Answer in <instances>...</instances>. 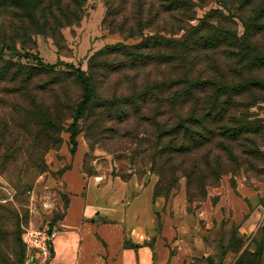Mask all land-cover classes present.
Wrapping results in <instances>:
<instances>
[{
    "label": "rangeland",
    "instance_id": "obj_1",
    "mask_svg": "<svg viewBox=\"0 0 264 264\" xmlns=\"http://www.w3.org/2000/svg\"><path fill=\"white\" fill-rule=\"evenodd\" d=\"M170 1L88 0L82 19L55 34L33 27L27 34L17 32L19 17L0 8V70L3 64H13L7 79L0 81V235L9 231L8 240L0 243V264L18 262L22 248L23 264L50 260L51 254L32 247L28 255L27 233L57 227L70 199L67 186L76 190L82 178L96 176L99 184L108 176L137 179L155 188L159 177L152 166L160 148L159 127L169 129L178 114L196 107L194 101L185 110L176 103L178 82L264 80V65L245 67L242 45L229 46V41L187 55L168 49L169 61L141 66L123 55L102 53L92 67V57L109 45H135L151 35L181 39L212 11L217 12L208 19L210 25L231 30L241 39L243 19L254 13L253 7L242 10L241 0H188L187 6L175 9H170ZM252 42L255 51L264 53V32L253 34ZM79 70L93 74L100 99L117 103L80 119L75 150L68 120L56 147L44 152L43 139L40 151L34 152L39 128L27 125L32 120L28 110H37V105L54 109L59 101L76 105L83 95L75 80ZM24 77H34L27 88L20 84ZM132 97L134 102H128ZM239 101L246 109L238 113L257 120L259 131L222 141L226 150L217 141L189 155V164L193 160L206 164L208 156L215 160L221 155L222 174L215 183V178L209 180L204 192L193 187L190 197L186 177L181 176L170 197L160 196L164 206L155 213V233L146 243L155 250L159 241L170 259L181 250L185 254L181 264H264V89L254 88ZM247 103L253 104L249 108ZM204 106L199 109L204 111ZM43 162L45 171L39 168Z\"/></svg>",
    "mask_w": 264,
    "mask_h": 264
},
{
    "label": "trees",
    "instance_id": "obj_2",
    "mask_svg": "<svg viewBox=\"0 0 264 264\" xmlns=\"http://www.w3.org/2000/svg\"><path fill=\"white\" fill-rule=\"evenodd\" d=\"M87 1L0 0V8L12 11L19 17L21 26L17 27V32L24 30L27 34V31L30 30L29 28L33 27L39 33L46 34L51 32V34H55L59 28L75 24L82 19L83 6ZM187 2L188 0H171L169 6L170 9L180 8L182 5L187 6ZM240 2L242 10L245 11L249 7H253L254 10V13L248 19H245V17L243 19L245 33L241 39H238V36L235 33L233 34L231 30L219 29L220 26L216 28L210 25L211 23L208 19L215 16L214 13L217 12L212 11L206 19L202 20L199 25L194 26L181 39L151 35L142 38L135 45L125 43L109 45L106 49L99 51L93 56L90 63H92L93 67V60L98 55L106 53L123 55L130 58L134 66L139 64L141 66L153 61H169L171 54L165 53L168 49H175L177 52L183 51V54L187 55L205 48L216 49L226 41H229V46L242 45L243 55L241 60H246L244 63L245 67L252 68L264 65V53L255 51L252 42L253 34L264 32V0H241ZM26 21L30 23L29 27H27ZM205 29H207L206 34L203 33ZM7 47L10 48L11 45ZM250 51L253 52L251 57L248 54ZM1 61L2 55L0 54ZM12 65V63L3 64V69L0 70V81L7 79L8 70ZM40 65L44 66L42 63ZM31 73L28 74L30 75ZM33 78H22L20 84L23 85L21 86L27 88ZM11 79L17 81L19 77H11ZM75 80L83 88L82 98L76 105L71 106L66 102L59 101L54 109L40 108L41 106L37 105V110H28L33 123L30 120L27 125L32 128L33 124L34 127L37 126L39 128V131L35 134L37 140L34 143V152L40 151L41 146H43V139V143L46 144H44V152L56 147L61 142L60 136L68 120H71L69 131L71 132L70 138L74 147L73 150H75L80 119L93 113L96 109L111 108L113 104L117 103L110 99H100L98 97L93 74L79 70ZM176 87H178V101L176 103H180L178 104L179 107L185 110V107L191 101L195 102L196 107L189 113L178 114L169 129L164 126L159 127L158 147L160 148L155 151L152 166V170L156 171L159 177L154 188V197H170L181 176L186 177L190 197L191 195L193 196V187L200 192H204L206 185L211 184L209 180L215 178L213 182L215 183L220 174H222L220 172L223 168L220 162L221 155H218L215 160L208 156L206 164L199 160H193L189 164V155L199 152L203 147L217 144V141L221 144L222 141L237 140L250 132L259 131L261 127L257 125V120L252 119L251 116L246 118V115H243L242 111L238 113V110L246 109L245 104L243 102L240 103L239 98L253 91L254 88L264 89V80L248 79L243 82L229 83L211 78L204 80L193 79L180 81L176 84ZM39 88L45 90V87L40 86ZM197 89L200 90L199 93H196ZM202 95L207 97L206 101H201ZM134 99L132 97L128 102L133 103ZM252 104L247 103V106L250 108ZM201 105H205L203 107L204 111L199 109ZM162 114L164 112L160 115ZM237 115L239 116L237 117ZM227 123L230 124L227 125ZM167 136L170 139L166 142L165 138ZM41 137L43 138L41 139ZM217 146L227 149L225 143L222 146ZM39 166L41 171L46 170L45 162ZM3 171L7 172V169L3 167ZM4 225L2 223V226ZM8 238L9 231L6 230L3 235H0V243L7 241ZM18 240L21 246L24 245L20 235ZM19 254L18 262H8V264H23L26 256L25 249L22 248Z\"/></svg>",
    "mask_w": 264,
    "mask_h": 264
},
{
    "label": "crops",
    "instance_id": "obj_3",
    "mask_svg": "<svg viewBox=\"0 0 264 264\" xmlns=\"http://www.w3.org/2000/svg\"><path fill=\"white\" fill-rule=\"evenodd\" d=\"M95 178H82L76 190L67 186L69 203L56 223L50 260L45 264L185 262L181 250L170 259L169 251L159 241L155 250L146 243L155 233V213L164 206L160 197H154L153 185L113 176L99 184Z\"/></svg>",
    "mask_w": 264,
    "mask_h": 264
},
{
    "label": "built area",
    "instance_id": "obj_4",
    "mask_svg": "<svg viewBox=\"0 0 264 264\" xmlns=\"http://www.w3.org/2000/svg\"><path fill=\"white\" fill-rule=\"evenodd\" d=\"M56 229L51 228L48 225L40 229L39 231H33V232H28L27 237H28V242H29V253L30 254V248L34 249L35 251L38 252H43L45 254H51V249L54 244V240L56 237Z\"/></svg>",
    "mask_w": 264,
    "mask_h": 264
}]
</instances>
